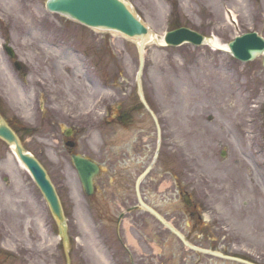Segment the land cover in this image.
Returning a JSON list of instances; mask_svg holds the SVG:
<instances>
[{
    "label": "rangeland",
    "instance_id": "374dc122",
    "mask_svg": "<svg viewBox=\"0 0 264 264\" xmlns=\"http://www.w3.org/2000/svg\"><path fill=\"white\" fill-rule=\"evenodd\" d=\"M124 1L156 37L145 47L143 74L144 92L165 126L153 177L172 183L174 190L170 195L157 194L152 201L194 245L220 251L218 240L223 246L237 237L249 240L264 229V54L241 64L209 45L173 48L160 46L159 40L170 18L223 45L250 31L264 38V0ZM0 3L8 10L0 14V21L7 25L0 28V37L7 36V30L19 44L21 57L33 68L37 65V78L46 87L43 99L34 95L26 101L32 115L23 118V104L13 95H22L24 80L10 65L3 70L0 62V121L25 130L36 128L35 135L24 136L22 145L44 165L56 187L65 208L68 237L66 256L42 195L5 146L9 160L0 169V252L8 250L11 257L5 261L0 255V264H111L107 262L111 252L104 249L101 238L96 239L87 199L61 132L71 125L79 127L77 151L87 155L89 133L97 128L92 115L102 110L96 99L105 95L97 86V70L109 77L106 104L111 115L118 114L119 105L125 108L136 102V46L123 37L91 31L50 14L43 9L44 0ZM38 41H44L39 43L44 47L42 56L31 45ZM49 43L58 49H51ZM84 51L88 58L82 57ZM81 62L86 72H81ZM55 75L59 84L54 83ZM137 117L132 123L138 130L148 128L151 140L141 146L143 170L155 149V132L151 121ZM102 129L110 143L125 134L114 121L102 124ZM137 136L145 143L146 135L138 132ZM178 189L194 190L215 225L208 222L209 229L201 231L202 223L196 226L180 203ZM206 190L216 203L207 212L202 198ZM112 194L119 193L113 190ZM161 236L174 244L172 264H182L185 256L184 264H224L194 252L182 254L186 251L173 236L163 232Z\"/></svg>",
    "mask_w": 264,
    "mask_h": 264
},
{
    "label": "flooded vegetation",
    "instance_id": "af4514ba",
    "mask_svg": "<svg viewBox=\"0 0 264 264\" xmlns=\"http://www.w3.org/2000/svg\"><path fill=\"white\" fill-rule=\"evenodd\" d=\"M14 61L10 60L12 64ZM20 70L23 73L25 68L22 66ZM23 76H28V73H23ZM27 96L31 97L30 94ZM138 111L136 104H130L125 108L119 106L118 114L113 116L110 114L109 106H104L99 123H112L113 121L119 123L125 130V134L110 143L108 135L103 130H97V133H92L87 140L88 153L83 156L99 168V173L93 179V192L87 198L91 216L90 223L92 228H95L96 239L101 238L104 249L111 252L108 259L111 264H172L170 251L174 244L161 236L162 232L166 234L169 232L142 208L136 193V180L143 172L140 170L142 167L141 146L145 147L151 141L147 129L142 127V130H138L137 125L132 123ZM138 117L146 122L150 120L143 114ZM138 132L147 136L145 139L141 136L145 143L137 139ZM16 133L19 139L22 138L23 133L20 129L16 130ZM70 133L69 139L62 138L64 144L71 140L77 130L72 128ZM78 146L79 144L73 140V146L66 148L67 152L75 153L79 149ZM6 156L4 143L0 141V169L5 168ZM113 160H115L114 163ZM152 173L153 170L140 181L139 197L147 206L160 213L164 219L170 220V215L160 212L152 198L157 194L170 195L174 189L172 184L163 179L154 178ZM2 181L6 184L7 179L4 178ZM113 190L119 194H112ZM181 193V196L188 195V205H185V210L189 219L196 222V226L198 222H202L201 231L209 229L208 222L212 226L215 225V220L206 219L205 214L202 213L204 212L203 200L202 203L198 202L191 192ZM204 196L205 199L212 200V194L209 196L208 193ZM205 208L207 209V206ZM217 243L225 252L233 256L253 264H264V229L255 231L249 240L227 242L224 246L220 240ZM184 253L186 252H182ZM182 260L184 264V261L188 259L185 256Z\"/></svg>",
    "mask_w": 264,
    "mask_h": 264
},
{
    "label": "water",
    "instance_id": "95a60500",
    "mask_svg": "<svg viewBox=\"0 0 264 264\" xmlns=\"http://www.w3.org/2000/svg\"><path fill=\"white\" fill-rule=\"evenodd\" d=\"M46 8L49 12L60 14L88 28L105 32H113L125 36L131 40L139 41V63L136 75L137 93L145 108L150 112L146 103L144 102L141 89V75L144 66V39L150 31L144 25V23L139 20L131 8L121 0H47ZM185 42L193 45H201L204 42V38L199 34L185 28H179L175 31H172L168 33L165 38V43L169 46H179ZM229 49L236 59L242 62H247L253 60L257 55L263 53L264 40L258 37L255 33L244 34L235 38L229 44ZM154 120L156 122L155 118ZM156 127L158 131L159 148L160 130L157 122ZM0 138L5 140L8 144H14L16 155L32 175L35 183L47 201L50 211L58 224L60 232L65 238L62 209L55 190L46 175V172L32 156L23 152L13 132H11L3 124L0 125ZM72 160L85 192L90 193L91 178L92 174L96 172V167L80 157L73 156ZM172 231L188 248L198 252L210 253L212 255L220 256L214 252L204 251L190 246L182 238V236H180L174 230Z\"/></svg>",
    "mask_w": 264,
    "mask_h": 264
},
{
    "label": "bare ground",
    "instance_id": "6f19581e",
    "mask_svg": "<svg viewBox=\"0 0 264 264\" xmlns=\"http://www.w3.org/2000/svg\"><path fill=\"white\" fill-rule=\"evenodd\" d=\"M151 41H155V38L153 37L152 33L148 34L145 39H144V45H147L149 42ZM206 43L211 46L214 49H220V50H227V45H223L221 44L216 38H211V39H207ZM159 44L160 46L164 45L162 40H159ZM14 99H17L19 102L21 101V103L23 104V111H22V115L24 118L29 119L30 115H31V110L28 106V104L25 102H23V96L19 95H13Z\"/></svg>",
    "mask_w": 264,
    "mask_h": 264
},
{
    "label": "trees",
    "instance_id": "16d2710c",
    "mask_svg": "<svg viewBox=\"0 0 264 264\" xmlns=\"http://www.w3.org/2000/svg\"><path fill=\"white\" fill-rule=\"evenodd\" d=\"M178 25L175 24V27H177Z\"/></svg>",
    "mask_w": 264,
    "mask_h": 264
}]
</instances>
